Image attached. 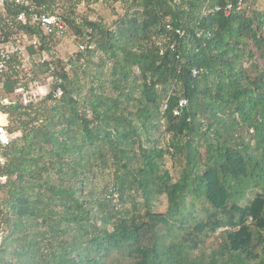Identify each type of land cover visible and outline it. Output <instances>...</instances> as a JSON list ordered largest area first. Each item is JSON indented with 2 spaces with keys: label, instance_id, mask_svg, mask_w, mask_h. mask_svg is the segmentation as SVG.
I'll return each mask as SVG.
<instances>
[{
  "label": "trees",
  "instance_id": "16d2710c",
  "mask_svg": "<svg viewBox=\"0 0 264 264\" xmlns=\"http://www.w3.org/2000/svg\"><path fill=\"white\" fill-rule=\"evenodd\" d=\"M115 1L109 25L60 15L83 51L39 103L0 106L20 134L0 146V264H264V0ZM22 11L0 13L7 37L56 38Z\"/></svg>",
  "mask_w": 264,
  "mask_h": 264
},
{
  "label": "rangeland",
  "instance_id": "374dc122",
  "mask_svg": "<svg viewBox=\"0 0 264 264\" xmlns=\"http://www.w3.org/2000/svg\"><path fill=\"white\" fill-rule=\"evenodd\" d=\"M52 1V5L50 7L49 5L47 6L50 13L52 12L71 19L78 18L80 22L84 19H89L92 21H102L109 25L117 19L115 17V11L118 16H122L125 13L121 3L115 0H100L97 3L89 0H79L80 2L77 0ZM16 36L21 40L20 46L22 50L21 54L18 55V59H14V72L13 75L11 74L13 76L11 82H17L15 86L16 91L12 95H7L4 86L1 85L0 106L3 107L17 102L28 105L29 103L37 104L42 101L52 91L55 83L53 72L56 70L57 62L62 61L69 70L71 69L70 60L83 51L80 40L73 34L70 28L64 37H56L54 40L44 42L39 38L31 39L30 36H25L23 33H18ZM44 44L47 51L35 57L30 55L28 50L30 47H34L39 52L42 47H45ZM46 63H53L54 65L52 67L50 66L51 68H49L48 72L45 66ZM2 123L4 124L5 122L0 120V125H3ZM18 137H20V134L14 135L13 139ZM166 166L176 180L180 172L181 164L169 157ZM104 185V183H101L100 187L103 188ZM2 195L3 193L0 194V196ZM167 207L166 198H163L156 205L157 211L163 213L167 211ZM4 237H6L5 231L0 233V245L3 243ZM220 242V232H218L216 236L207 239L202 247L209 253L213 248H218Z\"/></svg>",
  "mask_w": 264,
  "mask_h": 264
},
{
  "label": "built area",
  "instance_id": "2783aa9c",
  "mask_svg": "<svg viewBox=\"0 0 264 264\" xmlns=\"http://www.w3.org/2000/svg\"><path fill=\"white\" fill-rule=\"evenodd\" d=\"M249 0H237V10H243L246 7V3ZM12 4L16 7L23 9L18 14L17 21L25 25H37L46 35L60 37L63 36L68 27L65 20L58 14L50 13L46 7L42 9L37 6L34 0H0V13L3 14V18L6 19V7ZM234 4H229L226 8V13L229 14L234 8ZM7 21V20H6ZM10 24L11 22L8 21ZM3 23H0V87L2 85L5 76L11 73V65H13L14 59L18 58L21 54V40L18 39V30L13 29L9 37L3 31ZM11 27H14L13 24ZM168 31H174L180 37L184 36V31L181 29H174L173 26L167 27ZM194 76L197 75V71H193ZM61 92H59V96ZM188 101L182 99L180 101V108H184ZM179 110L175 111V115H178ZM13 140V136L8 132L6 125H0V146L6 147Z\"/></svg>",
  "mask_w": 264,
  "mask_h": 264
},
{
  "label": "crops",
  "instance_id": "0c3cea01",
  "mask_svg": "<svg viewBox=\"0 0 264 264\" xmlns=\"http://www.w3.org/2000/svg\"><path fill=\"white\" fill-rule=\"evenodd\" d=\"M0 120H3L5 123L3 125H8V116L0 112Z\"/></svg>",
  "mask_w": 264,
  "mask_h": 264
}]
</instances>
